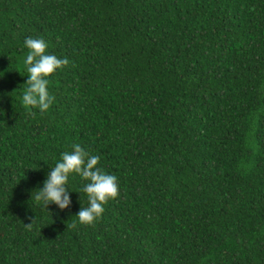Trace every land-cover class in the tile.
Segmentation results:
<instances>
[{"label":"trees","instance_id":"trees-1","mask_svg":"<svg viewBox=\"0 0 264 264\" xmlns=\"http://www.w3.org/2000/svg\"><path fill=\"white\" fill-rule=\"evenodd\" d=\"M28 37L70 61L45 113ZM73 144L120 185L93 226L77 174L69 208L31 200ZM0 240H264V0H0ZM0 264H264V241H0Z\"/></svg>","mask_w":264,"mask_h":264},{"label":"clouds","instance_id":"clouds-1","mask_svg":"<svg viewBox=\"0 0 264 264\" xmlns=\"http://www.w3.org/2000/svg\"><path fill=\"white\" fill-rule=\"evenodd\" d=\"M25 46L29 49L25 61L29 79L22 96V104L25 108L39 109L41 113H45L55 101V97L48 90V78L57 70L68 66L70 61L55 54H48L49 45L43 38L28 37ZM100 160V156L93 155L80 144H73L72 151L61 154V162L52 168L43 188L35 190L34 195V192L32 193L31 200L34 199L37 204L47 209L52 203L58 205L61 210L69 208L72 201L67 184L70 175L77 174L88 181L82 191L87 195L89 204L87 207L83 206L76 216L82 225H95L103 216L104 206L120 195L118 177L100 167ZM29 219L32 222L24 223V226L31 231L36 224V217Z\"/></svg>","mask_w":264,"mask_h":264}]
</instances>
